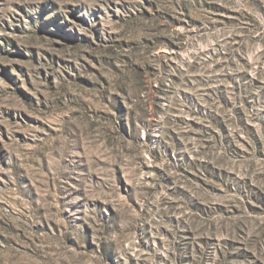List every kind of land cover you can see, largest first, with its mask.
I'll return each instance as SVG.
<instances>
[{"label":"rangeland","instance_id":"1","mask_svg":"<svg viewBox=\"0 0 264 264\" xmlns=\"http://www.w3.org/2000/svg\"><path fill=\"white\" fill-rule=\"evenodd\" d=\"M169 1L0 0V264H264V0Z\"/></svg>","mask_w":264,"mask_h":264},{"label":"trees","instance_id":"2","mask_svg":"<svg viewBox=\"0 0 264 264\" xmlns=\"http://www.w3.org/2000/svg\"><path fill=\"white\" fill-rule=\"evenodd\" d=\"M177 1L178 0H170L169 1V3L171 4V6L174 8V14H175V16L176 17H178V18H180V16L179 15H181L180 13H179V10H180V8H183V7H181V5L179 4V3H177ZM184 2V1H183ZM187 2V1H186ZM185 3V2H184ZM187 4H183V6H184V8H186L185 6H186ZM175 10H178L177 12L175 11ZM184 12H187V14L189 13V11H184ZM172 16V15H171ZM170 15H168L167 16V19H168V21H170L171 23H174V24H177L176 23V21L174 20V18L173 17H171ZM175 45H170L168 48L170 49V48H173ZM175 48V47H174ZM256 145V147H258V148H260V146H261V144L259 143H256L255 144Z\"/></svg>","mask_w":264,"mask_h":264}]
</instances>
